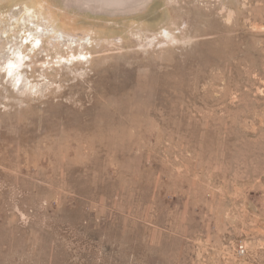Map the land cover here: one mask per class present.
Instances as JSON below:
<instances>
[{
  "label": "rangeland",
  "instance_id": "1",
  "mask_svg": "<svg viewBox=\"0 0 264 264\" xmlns=\"http://www.w3.org/2000/svg\"><path fill=\"white\" fill-rule=\"evenodd\" d=\"M0 264H264V0H0Z\"/></svg>",
  "mask_w": 264,
  "mask_h": 264
},
{
  "label": "built area",
  "instance_id": "2",
  "mask_svg": "<svg viewBox=\"0 0 264 264\" xmlns=\"http://www.w3.org/2000/svg\"><path fill=\"white\" fill-rule=\"evenodd\" d=\"M238 253H239L240 255H243V254L245 253V247H244L243 245H240V246L238 247Z\"/></svg>",
  "mask_w": 264,
  "mask_h": 264
},
{
  "label": "bare ground",
  "instance_id": "3",
  "mask_svg": "<svg viewBox=\"0 0 264 264\" xmlns=\"http://www.w3.org/2000/svg\"><path fill=\"white\" fill-rule=\"evenodd\" d=\"M42 36V35H41Z\"/></svg>",
  "mask_w": 264,
  "mask_h": 264
}]
</instances>
